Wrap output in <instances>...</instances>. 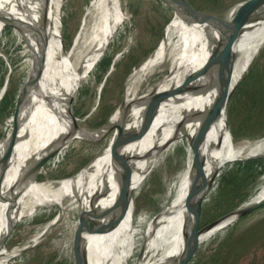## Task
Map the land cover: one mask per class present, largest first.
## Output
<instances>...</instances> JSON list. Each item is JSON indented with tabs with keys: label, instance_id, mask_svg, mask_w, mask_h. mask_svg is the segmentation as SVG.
I'll return each mask as SVG.
<instances>
[{
	"label": "bare ground",
	"instance_id": "obj_1",
	"mask_svg": "<svg viewBox=\"0 0 264 264\" xmlns=\"http://www.w3.org/2000/svg\"><path fill=\"white\" fill-rule=\"evenodd\" d=\"M26 1L30 6L35 3ZM256 1L258 6L254 7ZM256 1L241 24L243 32L210 24L200 16L196 20L175 6L164 39L129 77L133 84L127 88L126 96L143 97L132 101L134 107L112 116L111 122L118 121V128L111 144L90 161L80 176L50 182L38 179L46 173L43 166L39 172L30 170L62 132L74 125L67 113L69 98L110 45L116 16L124 13V4L122 0H90L75 44L66 53L61 25L64 14H58L64 0H47L45 5L54 9L51 25H58V34L28 59L31 66L19 104L26 115L17 129L0 140V264H8L31 245L29 242L8 247L17 219L49 204L60 205V216L39 229L31 243L49 233L66 211L78 209L81 219L73 231L77 237L78 229H85L82 245L89 264H186L197 243L208 241L233 221L228 216L201 233L195 230L197 201L206 178L224 159L247 155L225 137L227 132L230 134L228 106L219 113L217 82L219 76L232 75L231 90H235L264 45V4L260 6L261 0ZM39 6L43 8V2ZM1 11L0 42L8 25L18 35L27 10L17 11L6 4ZM83 44L89 50L75 61ZM0 57H4L1 48ZM88 59L92 63L80 72ZM156 72L163 73V77L141 92L136 81ZM158 95L172 97L150 111L149 99ZM147 111L155 115L151 125L143 120ZM179 144L185 146L190 162L172 201L148 223L147 251L135 263L139 240L135 192ZM249 150L252 155L264 154V140ZM134 155L140 157L131 160ZM126 160L130 163L127 171ZM128 187L130 197L125 199ZM263 199L264 186L248 203ZM103 228L110 230L99 232Z\"/></svg>",
	"mask_w": 264,
	"mask_h": 264
},
{
	"label": "rangeland",
	"instance_id": "obj_2",
	"mask_svg": "<svg viewBox=\"0 0 264 264\" xmlns=\"http://www.w3.org/2000/svg\"><path fill=\"white\" fill-rule=\"evenodd\" d=\"M122 1L124 13L116 16L115 33L110 45L70 97V108L80 126L75 132L82 134L83 130L88 136L70 137L73 128L65 129L60 138L52 143L49 151L57 147L60 149L43 165L46 173L39 176L40 181L56 182L80 176L90 161L111 144L118 127L104 135L99 131L109 120L110 124L118 123L111 122L112 116L118 111L134 107L132 101L143 97L142 94L133 95L132 98L126 96L127 88L133 84L129 82V77L134 68L141 65L164 39L175 8L164 0ZM189 1L201 13L235 21L245 15L252 0ZM41 2L43 0H37L26 11L18 35L8 25L1 38L0 48L4 57H0V140L16 126L15 107L31 66L28 59L45 48L58 34V25H51L54 9L47 5L40 8ZM89 2L64 0L63 7L59 8L58 14H64L59 19L64 29L62 37L66 53L75 44ZM6 4L0 5V11ZM85 45L79 47L80 55L75 56V61L88 52ZM91 63V59L83 63L80 72L83 73ZM162 77L163 73L156 72L137 80L135 85L140 84L141 92L145 93ZM68 106V117L72 118ZM19 110L20 123L26 113L22 112L21 107ZM228 123L230 134L227 132L225 137L230 138V142L241 147L247 155L224 159L216 164L220 166L214 183L203 199L199 229L244 207L264 186V154L252 155L249 150L264 140V45L247 67L229 100ZM182 145H177L175 151L159 168L148 174L141 188L135 192V222L139 229L137 257L133 260L135 263L147 251L148 223L172 201L183 171L190 162L188 151ZM258 159H262L261 163L251 164L253 168L227 175L230 168ZM226 175L236 179L234 186L228 185L227 179H224ZM61 210L59 204H49L17 219L7 242L8 247L29 242L31 245L13 256L8 264H81L76 258L77 240L73 231L81 219L78 209L66 211L49 233L36 243H31L39 229L59 217ZM186 264H264V205L231 221L211 239L198 245Z\"/></svg>",
	"mask_w": 264,
	"mask_h": 264
},
{
	"label": "water",
	"instance_id": "obj_3",
	"mask_svg": "<svg viewBox=\"0 0 264 264\" xmlns=\"http://www.w3.org/2000/svg\"><path fill=\"white\" fill-rule=\"evenodd\" d=\"M37 0H35L36 2ZM165 2H167L169 5L173 6L175 8V6L178 7V9L184 13L185 15L194 18L196 20H198L196 17L200 16V18H206L208 20V22L210 24H219L225 27H229V28H233L236 29L240 32H243V29L241 27V24L243 22V20L246 18V16L248 15V9L249 6L251 5L252 2L256 1V0H252L247 7V11L245 12V15L240 18L239 20H235V21H228L225 19H222L218 16L215 15H211V14H206V13H201L199 11H197L196 9L193 8V6L191 5V3L188 0H164ZM5 2H7L8 6L10 8H13L14 10L17 11H26L29 9L31 3L29 1L26 0H0V5L4 4ZM47 3V0H43V6H45V4ZM264 4V0H261L260 6ZM2 13V11H0V14ZM232 75L227 76L226 78H224V76H219V80L217 82V88L220 91V97H219V113L224 112L226 107L228 106L229 100L234 92V90H231V83H232ZM26 80V79H25ZM25 82V81H24ZM24 89V84L22 86V89L20 91L19 97H18V101L16 102V107H15V129L18 128L19 126V119L21 117V112L19 110V104H20V99H21V94L23 92ZM172 97L171 95H158L155 96L151 99H149L151 102H149L150 104V111L151 109H154L158 106H160V104L164 101H166L168 98ZM68 108L71 110L70 108V98H69V106ZM70 114L72 115V118L74 119V125H72V132L69 133L70 137H81V138H87L88 134L85 133L83 130H81L82 134H78L75 132V130H79V125L77 124V119L76 117L73 115L72 110L69 111ZM143 120L146 123H149L151 125V123L154 122L155 120V115L152 114L151 112H145L143 114ZM118 126V123L115 124H110V120L107 122V124L100 130L101 134H107L111 131H113L116 127ZM83 129V128H82ZM60 149V147H57L55 149H53L52 151H49L48 153H46L45 155H43V157H41V159H39V161H37L34 165V167H32V169L30 170V172H39V170L42 168V166L50 159L52 158L54 155H56V153L58 152V150ZM140 156L138 155H134L132 157L131 160H135L137 158H139ZM129 161L126 160L125 164H124V168L127 171L129 169ZM218 169L219 167L216 168L214 174H212V176H210L209 178L207 177L204 185L201 188L200 191V195L197 201V204L199 206L198 210H199V215L197 218V227H196V231H198V233H201L203 230H205L207 227H209L210 225H212L213 223H215L216 221H214L213 223L207 225L206 227L199 229V222H200V216H201V207H202V202L203 199L205 198L206 194L208 193V191L210 190L212 184L214 183L215 180V174L218 173ZM125 199H127L128 197H130V190L129 187L126 188V193H125ZM264 205V199L257 202V203H248L246 204L244 207L237 209L236 211H234L233 213L226 215L224 217H221L219 219H223L225 217L228 216H232L233 217V221L244 216L247 214H250L252 212H254L256 209L260 208L261 206ZM88 228L90 230H92V228H90L89 225H87ZM110 230V228H103L100 229L99 232H108ZM85 229L82 228V226L78 229V233H77V243H76V258H78L81 262V264H89L88 262V258L87 255L85 253L84 247L82 245V238L84 235ZM198 247V243L194 246L191 254L188 257V261L189 259L192 257L193 253L195 252L196 248Z\"/></svg>",
	"mask_w": 264,
	"mask_h": 264
},
{
	"label": "trees",
	"instance_id": "obj_4",
	"mask_svg": "<svg viewBox=\"0 0 264 264\" xmlns=\"http://www.w3.org/2000/svg\"><path fill=\"white\" fill-rule=\"evenodd\" d=\"M189 1V0H188ZM190 2V1H189ZM261 161H262V159H258V160H255V161H249L248 163L246 162V163H243L242 165H240V166H235V167H232V168H230V170L227 172V175L228 174H232V173H235L234 171H246L247 169H249V168H253V165H251V164H260L261 163ZM251 165V166H250ZM242 171V172H243ZM227 175L224 177V179L226 180L227 179V183H228V185L229 186H234L235 184H236V179L234 178V177H232V176H230V177H227Z\"/></svg>",
	"mask_w": 264,
	"mask_h": 264
}]
</instances>
